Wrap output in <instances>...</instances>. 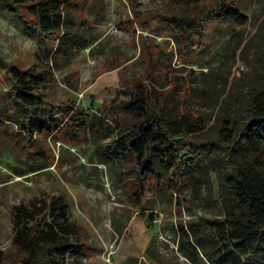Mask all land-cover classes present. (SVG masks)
Returning <instances> with one entry per match:
<instances>
[{
	"label": "rangeland",
	"instance_id": "rangeland-1",
	"mask_svg": "<svg viewBox=\"0 0 264 264\" xmlns=\"http://www.w3.org/2000/svg\"><path fill=\"white\" fill-rule=\"evenodd\" d=\"M171 1L137 0V11L144 15L138 22L127 0H76L86 20L76 44L77 58L69 69L55 73V86L40 89L47 101L74 102L95 119L144 73L140 46L144 42L156 47L170 81L180 85L179 102L194 114L206 115L213 123L223 113L231 87L245 108L261 83L253 70L264 51V0H237L247 24L211 21L190 47L172 37L164 20ZM51 48L0 2V115L11 88L10 69L40 68ZM161 84L169 87L166 76ZM212 135L211 130L201 138ZM109 139L91 127L78 137L66 130V136H37L30 143L0 116L2 264H15L14 208L60 195L68 200L71 221L83 230V249L73 255L71 264H194L178 247L180 225L215 216L216 197L204 192L193 200L191 193L171 194L150 177L140 183L128 162L107 157L104 143ZM213 185L217 189L215 178Z\"/></svg>",
	"mask_w": 264,
	"mask_h": 264
},
{
	"label": "trees",
	"instance_id": "trees-1",
	"mask_svg": "<svg viewBox=\"0 0 264 264\" xmlns=\"http://www.w3.org/2000/svg\"><path fill=\"white\" fill-rule=\"evenodd\" d=\"M127 1L140 22L144 15L137 11V0ZM0 2L52 45L40 68L10 69L11 88L0 115L5 122L14 124L30 143L37 136H66V130L78 137L93 127L98 136L110 138L104 143L107 157L128 162L140 183L150 177L171 194L191 193L193 200L201 199L204 192L216 197L215 216L180 225L177 244L184 257L194 264L204 260L208 264H264V51L253 70L261 83L246 107H240L239 94L231 87L223 113L210 124L206 115H196L179 102V83L170 81L156 47L142 42L144 73L100 109L95 119H89L76 103L52 104L40 91L55 86V73L69 69L77 58L76 44L86 22L80 4L76 0ZM171 3L164 20L173 30L172 37L186 47L195 36L202 37L211 21L226 20L236 27L248 22L237 0ZM163 76L168 78L167 89L161 84ZM211 130V137L201 138ZM176 206L180 209L181 202ZM12 223L15 264H71L73 255L79 256L83 249V230L71 221L63 195L40 204L17 205ZM3 259L0 251V264Z\"/></svg>",
	"mask_w": 264,
	"mask_h": 264
}]
</instances>
